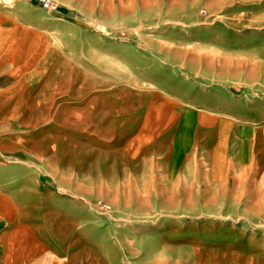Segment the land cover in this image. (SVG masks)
Segmentation results:
<instances>
[{
    "label": "rangeland",
    "instance_id": "374dc122",
    "mask_svg": "<svg viewBox=\"0 0 264 264\" xmlns=\"http://www.w3.org/2000/svg\"><path fill=\"white\" fill-rule=\"evenodd\" d=\"M53 1L0 57L13 264H264V0Z\"/></svg>",
    "mask_w": 264,
    "mask_h": 264
},
{
    "label": "crops",
    "instance_id": "0c3cea01",
    "mask_svg": "<svg viewBox=\"0 0 264 264\" xmlns=\"http://www.w3.org/2000/svg\"><path fill=\"white\" fill-rule=\"evenodd\" d=\"M43 12L45 13L31 0H17L11 8L0 6V57H12L13 59L9 62L18 65L21 63L20 57H28L33 52L39 53L45 50V43L41 41L39 34L30 30L34 22L45 18ZM215 154L218 159L219 150ZM5 200L10 201L0 204V247L3 245L5 249L6 264H13L17 258H21V263H24L26 252L20 253L17 250L23 249L22 241L30 242L33 236L28 227L25 232L21 231L25 226L24 216L15 210L11 199ZM22 232L23 235H19ZM20 239L23 240L20 241Z\"/></svg>",
    "mask_w": 264,
    "mask_h": 264
},
{
    "label": "built area",
    "instance_id": "2783aa9c",
    "mask_svg": "<svg viewBox=\"0 0 264 264\" xmlns=\"http://www.w3.org/2000/svg\"><path fill=\"white\" fill-rule=\"evenodd\" d=\"M13 1V2H10ZM17 0H0V4L5 6L13 5ZM39 5V7L48 14L60 17L62 12L59 6L53 0H31ZM99 209L103 210L104 206L99 205Z\"/></svg>",
    "mask_w": 264,
    "mask_h": 264
},
{
    "label": "bare ground",
    "instance_id": "6f19581e",
    "mask_svg": "<svg viewBox=\"0 0 264 264\" xmlns=\"http://www.w3.org/2000/svg\"><path fill=\"white\" fill-rule=\"evenodd\" d=\"M10 2H13V1H10Z\"/></svg>",
    "mask_w": 264,
    "mask_h": 264
}]
</instances>
